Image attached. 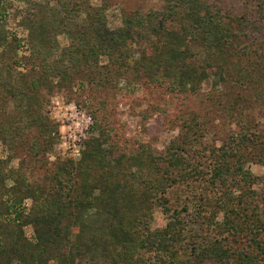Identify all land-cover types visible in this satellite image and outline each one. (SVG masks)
I'll return each instance as SVG.
<instances>
[{"label":"trees","instance_id":"trees-1","mask_svg":"<svg viewBox=\"0 0 264 264\" xmlns=\"http://www.w3.org/2000/svg\"><path fill=\"white\" fill-rule=\"evenodd\" d=\"M55 1L77 59L97 65L105 58L109 73L128 81L144 77L175 95L197 94L214 76V86L227 88L223 97L230 106L223 110L229 116L243 100L239 93L234 96V80L241 84L246 77L238 71L234 76L226 65L244 31L224 21L207 0H163L164 9L123 14L112 30L104 4ZM260 4L264 13V0ZM237 20L249 27L247 18ZM3 44L0 33V48ZM196 47L205 53L204 63L196 59ZM16 48L9 45L12 52ZM41 62L37 87L53 94L71 86L76 69L69 72L62 58ZM16 80L0 52V105L5 96L16 97ZM263 80L261 74L255 83ZM258 99L264 101L263 92ZM36 105L27 126L38 130L47 150L58 128L42 101ZM254 122L229 133L220 145L201 149V132L209 125L191 118L163 150L140 145L129 156L116 155L108 145L110 134L120 133L96 123L99 136L86 141L77 162L57 165L50 191L29 185L9 166L12 157L0 158V264H86L91 256L101 264H264V177L245 168L250 162L264 163V125L255 131L259 121ZM19 129V124L0 122L5 149L17 146ZM169 191H177L175 207ZM155 207L170 220L152 229ZM191 209L193 216L186 220L182 213ZM90 211L101 234L89 233ZM29 227L31 240L25 231Z\"/></svg>","mask_w":264,"mask_h":264},{"label":"rangeland","instance_id":"rangeland-1","mask_svg":"<svg viewBox=\"0 0 264 264\" xmlns=\"http://www.w3.org/2000/svg\"><path fill=\"white\" fill-rule=\"evenodd\" d=\"M75 1L91 7L104 4L107 7V25L111 30L121 24L123 14L165 8L163 0ZM261 1L207 0L210 7L220 12L224 21H233L237 24V30L244 31V35L234 42L233 52L227 59L229 72L235 76V71H238L240 78L246 77L241 79V84H236L234 80V96L239 93L243 100L229 110L233 115L229 116V112L223 110L230 106L226 97H223V93L228 92L227 88L214 86V76L201 86L197 94L168 93L164 87L150 84L144 77L128 81L106 71L105 58H100L98 64L94 65L74 56L73 36L62 31L59 5L55 0H0V33L4 38L0 52L17 78L16 97L5 96L1 101L0 122L13 126L19 124V131L22 132L13 150L5 149L0 143V158L12 157L9 166L19 171L29 185L50 191L55 188L52 175L57 165L66 161L77 162L86 141L98 137L104 127L115 128L120 133L118 137L111 133L108 145L114 148L116 155L125 153L127 156L133 155L140 145H148L153 152L163 150L181 132L183 122L191 118L209 125L201 132L202 135L204 133L199 146L201 149L220 145L229 133H235L246 125L251 127L255 120L259 122L253 125V130H262L264 101L258 99V93H264V80L260 85L255 83V78L264 74V13L260 8ZM240 17L249 20L248 28L239 26L237 19ZM10 44L17 46L15 52L9 49ZM194 51L197 53L196 59L204 63L205 53L199 47L194 48ZM45 57L50 60L62 58L69 72L76 69L77 73L69 88L49 94L44 86H36L35 78L41 72V61ZM37 101H42L43 111L58 128L52 147L47 150L43 148V139L38 130L27 126ZM85 113L92 120L77 155L66 146L68 143L63 140V133L67 127L75 129L77 118ZM96 123L101 129L95 127ZM245 168L256 176L264 177V163L250 162ZM176 192L169 191L167 194L173 207L176 206ZM28 204L29 201L25 203L26 206ZM190 211L189 214L182 213L186 220L193 216V209ZM94 216L90 211L87 223L92 227L89 233L101 234ZM169 220L162 214L161 207H155L151 228H162ZM189 227L197 229L193 225ZM25 231L31 240L32 228H26ZM145 255L150 258V254ZM101 263L99 258L91 256L86 264ZM75 264H79L78 261Z\"/></svg>","mask_w":264,"mask_h":264},{"label":"built area","instance_id":"built-area-1","mask_svg":"<svg viewBox=\"0 0 264 264\" xmlns=\"http://www.w3.org/2000/svg\"><path fill=\"white\" fill-rule=\"evenodd\" d=\"M75 109V106L71 109L73 111ZM77 125L75 129H70V127H67L65 130V134L63 133V140H66L69 148L73 149V151L76 152L77 155H79V148H80V143L84 140L85 134L87 133V130L90 127L91 124V116L88 114H82L80 117L77 118ZM81 125L80 128L78 126Z\"/></svg>","mask_w":264,"mask_h":264}]
</instances>
